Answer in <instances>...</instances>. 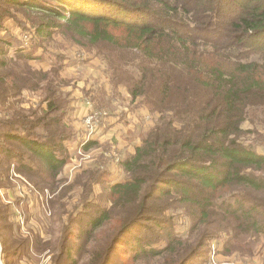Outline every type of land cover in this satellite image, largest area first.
<instances>
[{
  "label": "trees",
  "instance_id": "1",
  "mask_svg": "<svg viewBox=\"0 0 264 264\" xmlns=\"http://www.w3.org/2000/svg\"><path fill=\"white\" fill-rule=\"evenodd\" d=\"M89 2L8 0L36 42L26 49L0 35V176L13 169L39 189L61 184L75 133L67 84L61 69H50L65 66V53L44 44L56 36L117 52L127 96L156 117L120 162L122 181L99 168L77 179L74 194L85 204L63 224L54 263L187 264L218 237L226 254L242 238L258 243L264 155L243 140L245 125L264 119V0ZM39 90L43 106L24 112L23 94ZM97 145L85 141L80 150ZM176 211L192 223L186 239Z\"/></svg>",
  "mask_w": 264,
  "mask_h": 264
},
{
  "label": "rangeland",
  "instance_id": "2",
  "mask_svg": "<svg viewBox=\"0 0 264 264\" xmlns=\"http://www.w3.org/2000/svg\"><path fill=\"white\" fill-rule=\"evenodd\" d=\"M6 1L0 0V35L23 44L27 40L28 46L23 47L28 49L36 42L28 36L29 20L23 11L5 4ZM89 3L96 8L97 4ZM106 10L108 13L118 12L110 7ZM44 44L51 52L65 53L64 68L55 64L50 69H61V79L67 84L63 97L71 99L73 109L67 122L75 137L69 144V162L60 178L61 184L53 191L48 187L39 189L13 169L10 174L5 173L6 177L0 176V264H55V250L63 224L85 204L81 195L78 198V193L74 194L77 179H87L86 172L99 168L111 172V181H122L125 177L120 162L126 155H132L156 119L139 100L132 103L127 96L125 62L118 60L117 52L109 46L93 48L85 41L75 43L68 40L65 35L56 36ZM114 64L120 66L116 71ZM21 100L24 112L37 111L43 106V93L40 90L25 93ZM95 110L106 113L98 131L105 128L108 135L101 141L98 140L101 135L94 138L98 131L94 137H89L83 124V117ZM244 129L248 133L243 141L264 155L263 117L257 116L255 123H247ZM85 141L97 142V148L80 150ZM103 189L98 186L94 197L98 198ZM89 201L98 202L100 199L91 197ZM174 214L175 228L186 239L192 223L180 212ZM135 234L131 232L126 240L130 241ZM223 245L220 237L210 241L187 264H264V238L256 244L242 238L234 243L231 254L224 252ZM122 252L128 254L125 248Z\"/></svg>",
  "mask_w": 264,
  "mask_h": 264
},
{
  "label": "built area",
  "instance_id": "3",
  "mask_svg": "<svg viewBox=\"0 0 264 264\" xmlns=\"http://www.w3.org/2000/svg\"><path fill=\"white\" fill-rule=\"evenodd\" d=\"M26 46H28L27 40L24 42V47ZM105 114L106 113L95 110L83 117L84 129L89 133V137H94L97 131L101 128V123L104 118L103 115Z\"/></svg>",
  "mask_w": 264,
  "mask_h": 264
},
{
  "label": "crops",
  "instance_id": "4",
  "mask_svg": "<svg viewBox=\"0 0 264 264\" xmlns=\"http://www.w3.org/2000/svg\"><path fill=\"white\" fill-rule=\"evenodd\" d=\"M82 114V108H81V110H80V115ZM79 115V116H80ZM104 130V131H103ZM103 131V133H101ZM99 135H101L99 138H98V140H100L101 141V139H103V138H105V137H107V135L108 134H106V132H105V128L104 129H101L100 131H98V133L95 135V137L94 138H96L97 136H99ZM106 135V136H105ZM99 141V142H100ZM132 153H134V151H132Z\"/></svg>",
  "mask_w": 264,
  "mask_h": 264
}]
</instances>
